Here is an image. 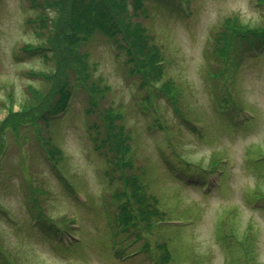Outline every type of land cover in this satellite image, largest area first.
Instances as JSON below:
<instances>
[{
  "label": "rangeland",
  "instance_id": "rangeland-1",
  "mask_svg": "<svg viewBox=\"0 0 264 264\" xmlns=\"http://www.w3.org/2000/svg\"><path fill=\"white\" fill-rule=\"evenodd\" d=\"M142 1L134 20L150 30L167 60L166 77L184 87V96L179 94L174 99L188 119L207 124L202 131L206 135L191 133L189 124L160 94L154 106L145 108L148 104L144 88L138 86L139 75L128 74L126 55L109 39L97 33L81 50L90 54L92 80L108 87L97 101L99 108L119 107L124 113V122L136 137V165L145 170L142 189L160 195L163 205L171 209L167 215L170 221L160 224L163 229H154L150 235L143 231L139 238L129 236L117 242L120 250L131 245L120 254L113 252L115 235L118 239L124 232L115 227L112 213L118 203L112 198L116 189L123 190V184L117 169L107 170L105 159L89 139L90 123L99 121V115L97 110L86 112L88 94L80 87L72 90L65 114L50 118L48 126L39 122L40 136L28 124L21 126L19 135L0 128V264H264V199L257 208H250L251 194L264 195V166L249 162L246 155L252 147H264V54L240 62L231 77L228 90L235 104L230 100L225 106L224 102L218 105L215 100L216 94H226L222 84L225 72L213 82L215 87L209 85L207 77L208 69L220 67L208 57L212 31L221 30L226 17L234 15L249 27L260 24L264 6L255 4L256 0ZM29 5L28 0H0V123L11 121V129L17 122L9 110L21 113L23 105H32L35 90L49 92L45 94L47 101L53 94L40 77L48 66L40 53L23 49L43 40L35 31L36 22L27 21L34 15ZM46 11L52 15L54 9L47 7ZM237 103L255 118L228 128ZM156 108L169 129L184 135L179 136L183 147L179 151L187 160L205 165L215 152L227 159L220 185L209 184L203 191L200 174L193 175L194 169L185 173L171 152L161 150L159 144L165 137L160 128L153 127ZM24 117L21 114L18 121ZM175 131L171 133L177 137ZM48 136L59 164L47 158L41 145L40 137ZM150 159L157 172L152 171ZM211 173L215 178L216 173ZM131 188L126 187L132 197ZM224 209L227 213L219 221ZM183 219L195 222L179 229ZM218 223L215 235L214 224L216 227ZM65 226L81 238L80 246L62 250L65 247L56 238V229L61 231ZM226 234L230 247L215 238L224 239ZM70 237L64 234L63 243ZM243 239H247L248 246L251 242L250 247L243 244L240 251L252 252L248 263L232 251L238 252L231 242ZM131 249L138 254L119 258Z\"/></svg>",
  "mask_w": 264,
  "mask_h": 264
},
{
  "label": "trees",
  "instance_id": "trees-1",
  "mask_svg": "<svg viewBox=\"0 0 264 264\" xmlns=\"http://www.w3.org/2000/svg\"><path fill=\"white\" fill-rule=\"evenodd\" d=\"M28 1L34 15L33 17H28L27 21L36 22L35 26L37 29L35 31H38L37 35L43 37V40L37 45H26L23 49L27 52L36 51L40 53L44 62L48 65L47 69L40 72V77L47 81L48 88L52 89L53 94L47 101L45 94L49 92L44 93L35 90L32 94V105H23L21 113H12L9 110L11 116H14L13 120L17 122V125H14L13 129H11L12 122L4 120L0 123V128L4 132L8 129L19 135L21 126L28 124L34 126L40 132L39 122L42 120L45 126H48L50 123L48 116L54 115L66 107L73 89L81 87L83 90H86L89 105L87 113L90 114L97 110L99 115V121H93L89 126L93 131V135L90 137L91 141L94 143V148L100 150L108 163L109 168L107 170L117 169L119 178L123 184V190L116 189L113 197L118 203L114 218L118 225L121 226L123 232L128 227H131L134 232L137 231L136 227H140V229L147 232L153 231L156 229L153 225L168 218L167 215L172 213L171 209L168 210L163 205L160 195L147 193L148 189H142L141 180H143L145 170L136 165L138 155H135L133 147L136 137L135 135L133 137L130 128L126 126L124 113L119 107L99 108L97 101L103 97L108 87L100 85L99 81L92 80L91 70L93 63L90 61V54L87 51L83 52L81 50L82 46L87 44L93 36L100 33L109 39L122 55H126L125 59L127 57V60H125V64L128 66V74L130 76L139 75L140 81L138 86L144 88L146 93L144 100L148 106H145V108L154 106L155 103L153 101L160 94L169 101L172 108L176 113H179L181 118L188 121L187 117L189 116L186 117L180 104L174 99L179 94L184 96L183 85L166 77L165 65L167 60L163 51L159 45L155 44L154 37L150 35V30L134 20V17L138 15V11L142 9L143 1ZM132 3L133 12L131 11ZM256 3L264 6V0H256ZM47 7L54 9V12L51 13L52 15L46 11ZM261 17L262 23L250 25L249 27L247 24L240 23L237 15L229 16L226 17L221 30L212 31L208 49L210 54L208 53V57L213 62L220 63V67L218 69H215V67L210 68V70L208 69V78L211 81L218 80L220 77H223L220 74L225 72V80L223 79L222 84L226 94L221 97L216 96L218 105L224 102L225 106V104H228V101H233L228 87L232 83L230 81L232 77L231 71L241 62L242 53L246 50L254 49L264 40V15ZM171 92L172 94H170ZM233 103L235 104L236 102L233 101ZM236 106L237 110L241 109L239 103ZM193 108L195 109V107ZM244 109L245 111L248 110ZM224 112L222 110L221 114ZM21 114L25 117L18 121ZM199 114L201 113L199 112ZM238 115L239 112L234 111L231 114L230 120ZM249 118L250 120H246L244 124H248L251 120L253 121L252 117ZM153 121V127L160 128L164 133L165 141L159 144L161 150L163 152H171V157L176 160L178 167L184 172L194 169V172L205 174L208 170L218 169L219 166L223 167L227 164V159L222 158L216 152L211 156L208 164L201 165L200 163L190 162L179 151L180 148H183L181 147L182 144L179 143V141H182L179 136L183 137L184 135H180L178 131L169 129V125L166 124L158 112V108L155 109ZM191 129L193 130V127ZM171 131H175L177 137ZM140 137H142L141 134ZM41 140L42 146L44 149L46 148V152L48 151L47 154L50 159H55L59 163L60 159L54 156L55 151L51 137H44ZM2 148L3 140H0V167L3 154ZM263 148L258 146L249 149L246 153L247 158L250 159L249 162L254 157L264 158ZM143 150L146 151V148H143ZM143 156L145 157V161L149 160L146 154ZM260 162L264 166V161ZM152 163L154 164L153 161ZM151 167L153 172L159 170L155 164ZM110 179H115V177ZM127 185H132L131 193L134 197H131L127 191ZM252 197H255V195ZM134 202L139 207H135ZM226 235L228 238L229 234ZM231 243L238 251L235 253L238 259L244 258L248 263L250 259L249 255L252 252L248 249L243 251V253L240 251L243 244L250 247L251 242L249 246L247 239H243V241L238 240L236 244L234 242ZM224 244L230 247L229 243L225 242ZM164 259L166 260L167 257ZM9 263L13 264L12 262Z\"/></svg>",
  "mask_w": 264,
  "mask_h": 264
}]
</instances>
